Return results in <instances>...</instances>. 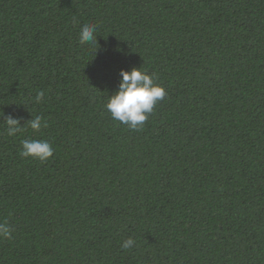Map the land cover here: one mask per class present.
<instances>
[{
    "label": "trees",
    "instance_id": "obj_1",
    "mask_svg": "<svg viewBox=\"0 0 264 264\" xmlns=\"http://www.w3.org/2000/svg\"><path fill=\"white\" fill-rule=\"evenodd\" d=\"M133 67L166 90L136 130L105 108ZM5 220L0 264H264V0H0Z\"/></svg>",
    "mask_w": 264,
    "mask_h": 264
},
{
    "label": "clouds",
    "instance_id": "obj_2",
    "mask_svg": "<svg viewBox=\"0 0 264 264\" xmlns=\"http://www.w3.org/2000/svg\"><path fill=\"white\" fill-rule=\"evenodd\" d=\"M96 25L83 24L79 31L80 44L97 42ZM119 84L115 92L108 96L105 108L114 121H118L127 127L136 130L143 126L148 115L153 111L158 101L166 95L165 88L156 83V78L141 67H133L131 70L121 68L119 72ZM44 99V92H38L34 98L35 103ZM33 132H39L47 124L42 117L37 115L27 121ZM5 130L8 136H16L24 130L18 117L8 115L5 117ZM20 155L31 157L41 162L48 160L53 155L51 143L44 139H24L22 141ZM12 227L5 220L0 222V238H12ZM135 240L129 237L122 243V248L131 249Z\"/></svg>",
    "mask_w": 264,
    "mask_h": 264
}]
</instances>
